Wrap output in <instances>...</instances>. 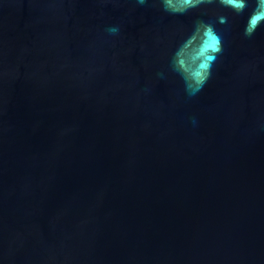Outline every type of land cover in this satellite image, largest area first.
<instances>
[{"label":"water","instance_id":"water-1","mask_svg":"<svg viewBox=\"0 0 264 264\" xmlns=\"http://www.w3.org/2000/svg\"><path fill=\"white\" fill-rule=\"evenodd\" d=\"M247 2L0 0V264H264Z\"/></svg>","mask_w":264,"mask_h":264},{"label":"clouds","instance_id":"clouds-1","mask_svg":"<svg viewBox=\"0 0 264 264\" xmlns=\"http://www.w3.org/2000/svg\"><path fill=\"white\" fill-rule=\"evenodd\" d=\"M143 2V0H141ZM189 6H195L197 0H187ZM203 2V0H200ZM211 2V0H209ZM221 4L231 7L237 13H243L248 8L247 0H220ZM166 5L171 9L170 0H165ZM187 9H185L186 11ZM221 23H226V17H220ZM264 22V0H256V6L250 14L247 24L245 26V35L251 36L257 27ZM207 33L208 43L205 47V62L201 65L204 70V76L201 78V84L203 80L207 79V74L211 68L212 63L215 61L217 55L222 51L221 37L215 32L212 25H204ZM115 31V29H111Z\"/></svg>","mask_w":264,"mask_h":264}]
</instances>
